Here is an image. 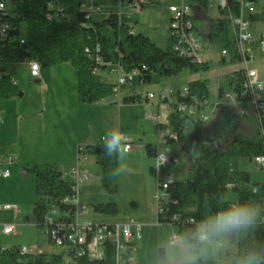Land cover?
<instances>
[{"label":"rangeland","instance_id":"374dc122","mask_svg":"<svg viewBox=\"0 0 264 264\" xmlns=\"http://www.w3.org/2000/svg\"><path fill=\"white\" fill-rule=\"evenodd\" d=\"M211 2L216 3L215 0ZM107 4L109 8L103 13L95 15V19L104 20L111 11L119 12L117 9V5H121L119 0ZM256 9L258 13L264 12V0L257 2ZM199 15L202 20L200 28L203 32H207L211 21L215 20L218 12L214 7L208 9L207 15L200 10ZM171 16L167 3H162L157 9L146 8L140 13L132 15L129 14L126 7L121 10L123 23L130 27H136L138 34L149 37L159 46L167 45L170 40ZM253 30L254 37L258 38L260 31L264 30V23H257ZM201 34L196 32L194 36L202 44L204 57L211 62L209 71L199 74L183 71L180 75L171 78L154 74L149 83L141 82L137 73L131 83L122 86L120 93L106 99L103 104H100L101 106H94L95 108L86 106L85 109H94L95 113L94 110L91 112L96 115L92 113V124L79 138L81 145L104 144V137L112 130L123 133L124 138L129 139L132 143L133 150L131 152H124L122 156H118L119 175L116 179L118 186L116 195L107 193L103 188L102 168L97 163L98 158L91 155L78 156V145H74V140L77 138L76 127L57 128L51 119L56 116L57 100L55 98L62 94L65 98L64 101L69 100L72 94L74 95L77 91L75 68L69 64L46 66L41 63L42 81L35 83L30 77L28 58H15L5 62L6 69L12 73L17 82V94L10 98L0 99V105L4 106L8 101H12L10 111L24 115L34 104L44 105L47 114L46 121L36 117L31 120L20 118L23 129L19 133L16 132L18 141L13 140V142L9 141L0 145V204L15 205L20 210L17 218L13 212H0V249L26 248L33 249L35 253L46 255L60 252L58 246L49 242L42 228L25 220L33 211L36 202V189L33 173L25 172L27 175L25 177L22 174L25 168L55 161L61 162L63 173L71 168H76L79 163L81 165L80 173L86 172L90 176V181L80 187V200L81 204L89 209L91 220L97 223L124 224L135 218L139 224L143 225L142 239L137 241L136 251L133 254L137 264H184L194 263L199 259L217 260L225 252L234 249V246L227 242L225 234L216 237L211 244L200 241L191 243L185 229H181L178 225L158 222L157 196L162 195L163 190L159 188L158 177L151 173V168L156 167V160L149 158L146 152V147L150 144H157L161 151L169 150L177 163L162 168L160 181L166 180L167 173L184 181L190 175L189 163L200 158L202 148L223 143L238 119H241L244 127H240L236 132L250 135L255 131L256 119L252 106L249 104L218 105L219 87L223 86L225 77L240 70L241 66L239 63L223 64L221 48L205 40ZM256 56L251 67L258 70L259 78L264 85V53L261 54L257 50ZM115 69L114 66H110L102 70L100 72L102 82L116 85L119 75L117 72H113ZM46 76L49 77L47 80ZM122 76L125 74L122 73ZM195 80H208L212 99L204 108V112L214 113L210 121L202 126L203 135L199 141L195 135L193 118L185 115L184 145L163 146L166 130L161 129L159 123L151 119L149 115L152 113L158 116L160 123L164 124L170 111V105L162 104L158 110L160 100L147 101L146 98L149 94L158 93L160 89H167L172 91L170 101L175 104L176 91H182L191 81ZM40 87H44V89L42 90ZM45 88L49 91L47 92ZM57 88H60L59 91H56ZM119 97L121 100L118 102ZM131 97L136 99V103L122 107L124 99ZM242 113L245 115L243 116ZM45 124H47L46 128ZM31 125L33 128L27 130L26 126ZM32 130L35 131L34 135L28 133ZM52 138L58 139L55 145L50 142ZM60 139L64 142L62 151H60ZM58 149L62 154L56 157L53 153ZM10 158L14 160V164L11 166H9ZM239 168L251 175L253 183H264V170L255 160L243 159L239 163ZM6 169L11 171V177L8 179L1 175L2 171ZM236 199L235 193L229 191L226 200L235 202ZM99 205H115L116 212L112 215L100 213L96 210V206ZM6 225H13L15 232L10 235L3 234L2 228ZM175 233L181 238L179 244L176 245L172 243Z\"/></svg>","mask_w":264,"mask_h":264},{"label":"trees","instance_id":"16d2710c","mask_svg":"<svg viewBox=\"0 0 264 264\" xmlns=\"http://www.w3.org/2000/svg\"><path fill=\"white\" fill-rule=\"evenodd\" d=\"M3 1V0H2ZM8 12H0V23L9 26L6 41L0 42V59L8 61L15 58H36L43 65L69 64L77 72V100L82 105L98 104L114 93L115 85L102 82L100 72L110 66H119L125 75L138 73L140 81L151 82L154 74L171 78L183 71L192 74L207 72L211 62H197L194 57L181 55L175 48L174 35L167 45L159 46L152 40L136 32L120 21L117 13L112 12L104 20L88 17V12L81 8L86 0H4ZM134 0H122L131 3ZM142 11L146 8L157 9L159 0H137ZM193 7L202 10L206 15L210 0H191ZM233 1V0H231ZM256 3L259 0H253ZM50 3L54 9H50ZM124 5V4H123ZM61 9H63L61 11ZM237 12V10L235 11ZM222 16L224 15L221 13ZM251 23H264V12L249 16ZM202 20H197L195 28L205 40L228 50L231 61L223 58V64L239 63V56L234 42V32L230 21L221 17L211 21L207 32L200 28ZM137 25V23H136ZM25 39L21 45L20 39ZM97 59L101 62L98 63ZM6 71V68L3 67ZM0 87V99L10 98L17 93L16 86L9 83L5 76ZM245 75L240 70L225 77L223 86L218 89L219 98L227 90L237 93L243 91ZM131 83V82H130ZM188 96L176 95L174 107L179 103L200 104L210 103L212 95L208 80L191 81L187 86ZM242 100V99H241ZM241 102L247 103L245 99ZM125 104H134V97L124 99ZM184 115L172 113L167 124L159 123L161 129H172L178 139L164 137L165 145H184ZM241 119L233 126L229 136L223 143L209 148H202L200 158L190 162L189 177L175 183L167 190L168 207L164 213L158 210L160 224L178 225L185 229L188 238L198 242V229L214 218L219 210H223L237 202L247 203L258 209L255 222L246 229L225 234L227 242L234 246L217 260L199 259L194 263L184 264H247L249 255H255L259 264H264V183H253L251 175L239 168L241 160L253 161L264 153V137L256 124L255 131L250 135L236 132L244 124ZM202 123L194 120L195 135L199 141L203 135ZM149 158L159 155V146L150 144L146 147ZM79 156H95L102 168V185L107 193H118L117 171L118 156L108 157L104 144L81 145ZM32 172L35 178L36 202L31 215L25 220L43 228L51 204L71 196L74 182L64 177L63 171L55 164H38L25 169ZM151 173L157 176L156 167ZM231 186V190L227 187ZM229 191L235 193V202L226 200ZM60 210H64L63 207ZM96 210L106 215L116 212L115 205H99ZM175 215L179 220H173ZM69 218L66 219L68 222ZM58 254L22 255L18 248L0 249V264H59ZM79 264H116L113 250L107 252L103 260L83 259Z\"/></svg>","mask_w":264,"mask_h":264},{"label":"built area","instance_id":"2783aa9c","mask_svg":"<svg viewBox=\"0 0 264 264\" xmlns=\"http://www.w3.org/2000/svg\"><path fill=\"white\" fill-rule=\"evenodd\" d=\"M210 0L209 9L216 8L218 15L215 19L224 17L227 18L233 28L234 42L236 51L239 56V64L241 66L240 71L244 73L245 80L243 83V91L237 93L234 90H227L223 93L222 97L218 96L219 106H240L244 103L243 99L253 108V114L255 121L261 135L264 137V85L259 78V72L257 69L251 67V64L256 60V51L261 54L264 53V30H261L258 38L253 35V29L257 23H251L249 16L257 14L256 2L253 0H215L216 3H212ZM108 2H116V0H86L82 5V10L88 12V17H94L100 13L106 11ZM160 5L162 3L169 4V11L171 13V27L170 31L174 35L175 48L181 55H187L194 57L197 62L206 60L202 53V44L198 42L194 36L198 30L195 28L196 18L195 10L191 0H159ZM50 9H54V4L50 3ZM123 7L128 9L130 15L137 14L142 11L140 3L134 0L131 3L124 2V5H117L119 12H115L121 19V10ZM63 9H61L62 11ZM203 10V9H202ZM201 10V11H202ZM237 10V12H235ZM0 12H8L7 4L3 0H0ZM109 13V14H110ZM223 13L224 15L222 16ZM9 26L0 23V42L6 41L8 37ZM199 33V32H198ZM21 45L25 44V39H20ZM259 49H257L258 47ZM222 58L227 62L231 61V56L228 50H221ZM5 62L0 59V87L5 76H9V83L17 87V82L12 76V73L5 67ZM100 63L101 60L97 59ZM28 68L30 77L34 81H40L42 79V66L41 63L32 58H28ZM118 82L114 87V93H120L122 86L132 82L136 73L122 76V70L118 66ZM172 91L167 89H160L158 93H152L147 96V101L159 99L162 104H169L170 111L167 114V120L164 124L168 123V117L172 113H178L192 117L193 120H199L206 124L210 121L214 112H204V108L209 104H200L197 100H194L195 104L179 103L176 107L170 101V94ZM179 93L181 97L188 96L187 87L182 91L177 90L175 97ZM242 99V100H241ZM243 116L245 115L242 113ZM164 116V115H163ZM149 117L155 122L160 123L159 117L150 114ZM3 123L1 108H0V125ZM166 135L170 136L173 140L178 139V135L170 128L166 129ZM126 145V153L132 151L131 141L124 138ZM256 163L264 170V153L257 156ZM177 161L172 156L169 150H165L159 153L156 158V173L159 180V188L163 190V194L157 196L158 210L164 213L168 207L169 199L167 190L175 183V178L170 173H167L166 180L161 182V170L168 165L175 164ZM14 164L12 158L9 159V166ZM64 177L71 179L74 182L73 194L67 196L51 204V208L46 216V222L43 226L44 234L49 242L54 243L60 248L58 255L61 256L59 264H79L83 259L88 260H103L109 250H113L116 264H137L135 257L133 256L136 251L137 241L142 239L143 225L139 224L138 220L133 218L128 220L124 224L116 223H97L91 220L89 217V209L81 204L80 200V187L82 184L90 181V176L87 173H80V168L76 167L69 172L63 173ZM1 175L4 178L11 177L10 169L2 171ZM231 190V186L227 187ZM63 207L64 210H60ZM13 212L15 217H18L20 210L15 205H1L0 212ZM69 218L68 222L66 219ZM179 216L175 215L173 220H179ZM15 232L13 225H6L2 228V233L10 235ZM199 240V239H198ZM181 241L180 236L175 233L172 239L173 244H179ZM18 252L22 255H37L42 253H35L33 249H18Z\"/></svg>","mask_w":264,"mask_h":264},{"label":"crops","instance_id":"0c3cea01","mask_svg":"<svg viewBox=\"0 0 264 264\" xmlns=\"http://www.w3.org/2000/svg\"><path fill=\"white\" fill-rule=\"evenodd\" d=\"M114 67L116 69L113 72L119 73L118 66H114ZM48 78L49 77H47V76L45 77L46 80ZM41 81L42 80H40L39 83H41ZM40 89L43 90L44 87H40ZM45 89H47V88H45ZM59 89L57 88L56 91H59ZM48 91L49 90L47 89V92ZM55 99L57 100V102H56L57 105L55 106L57 108L55 110L56 116H53L51 118L53 120V125H55L57 128L58 127H67V126L76 127L78 139L76 138V140H74V145L75 146L78 145V149H79V147L81 146L79 138L83 135L85 130H87L90 127V124H92L91 123L92 122L91 117L93 116L92 113L93 112L95 113L94 109H85L86 106H88L90 108H95L94 106H98V105L101 106L100 104H103V102L105 100L98 103V104H94V105H82L77 100V91L74 95L72 94V96L70 97L69 100L64 101L65 98L62 94H60V97H57ZM120 100H121V98L119 97L118 102ZM53 102H55V101H53ZM12 104H13L12 101H10V102L8 101V103H6V105H4V106L0 105L2 118H3V123L0 125V145L5 144L6 142H9V141L13 142V140L15 142L18 141V138L16 137V132L19 133V131L23 129V126L20 123V122H22V121H20V118H26L27 120H31L33 118L35 119V117H36L38 119L43 118V120L46 121L47 109L44 105L41 106L38 104H36V105L34 104L33 107L30 110H28L24 115V114H21V113L19 114L16 112L12 113V111H10ZM125 105H127V104L123 103L122 107H124ZM39 106H41L42 108ZM148 106H150V105L148 104ZM102 108H104V107H102ZM160 108H161V103H159V105H158V110H160ZM92 110H94V111L91 112ZM94 115H96V114H94ZM73 123H74V125H72ZM193 123H194V120H193ZM46 126H47V124H45L44 127L46 128ZM26 128H27V130H31L33 128V125L26 126ZM28 133L29 134L31 133V135H34L35 131L32 130V131H29ZM36 133H37V129H36ZM26 134H27V131H26ZM57 141H58V139L52 138L50 142L55 145L57 143ZM60 143H61V150L60 151H62V149H64V142H62L60 139ZM88 145H96V144H88ZM162 145L166 146L164 141L162 142ZM59 149H58V151L56 150L55 153H53L54 156L57 157V155L62 154L59 151ZM132 150H133V148H132ZM161 152H163V151L159 150V153H161ZM78 156H79V154H78ZM60 163L61 162L55 161V162H52L50 164H55V165L59 166L61 169L60 165H62V164H60ZM29 167H31V166H29ZM76 167L81 168V165L78 163V165ZM25 169H24V172L22 173L24 177L27 176L25 172H27L28 174L30 173V172L26 171ZM28 169H30V168H28ZM72 169L73 168H71V170ZM71 170H69V171H71ZM69 171H67V172H69ZM64 173H66V171H64Z\"/></svg>","mask_w":264,"mask_h":264},{"label":"clouds","instance_id":"9594fccd","mask_svg":"<svg viewBox=\"0 0 264 264\" xmlns=\"http://www.w3.org/2000/svg\"><path fill=\"white\" fill-rule=\"evenodd\" d=\"M104 150L108 157L122 156L126 151L123 133L112 130L104 137ZM112 175H119L117 170ZM258 215V209L247 203H235L231 206L219 210L214 218L198 229V239L200 242L211 244L213 240L232 231L246 229L251 226ZM247 264H259V259L255 255H249Z\"/></svg>","mask_w":264,"mask_h":264},{"label":"water","instance_id":"95a60500","mask_svg":"<svg viewBox=\"0 0 264 264\" xmlns=\"http://www.w3.org/2000/svg\"><path fill=\"white\" fill-rule=\"evenodd\" d=\"M194 10H195V18L197 19V20H200L201 18H200V15H199V13H200V10H197L196 8H194ZM204 37V39H206L205 38V36H203ZM35 83H39V81H35ZM191 243H194L193 241H190Z\"/></svg>","mask_w":264,"mask_h":264},{"label":"bare ground","instance_id":"6f19581e","mask_svg":"<svg viewBox=\"0 0 264 264\" xmlns=\"http://www.w3.org/2000/svg\"><path fill=\"white\" fill-rule=\"evenodd\" d=\"M119 1H120V4H121V5H123V4H124V2L122 3V0H119Z\"/></svg>","mask_w":264,"mask_h":264}]
</instances>
